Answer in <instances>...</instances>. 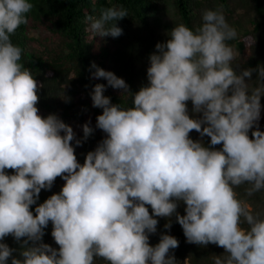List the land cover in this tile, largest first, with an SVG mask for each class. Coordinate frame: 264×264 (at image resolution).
<instances>
[{
    "label": "clouds",
    "instance_id": "1",
    "mask_svg": "<svg viewBox=\"0 0 264 264\" xmlns=\"http://www.w3.org/2000/svg\"><path fill=\"white\" fill-rule=\"evenodd\" d=\"M33 8L29 0H0V264H176L175 236L149 241L158 218L170 230L173 216L187 243L224 250L214 264H264V218L236 191L264 192V65L232 67L237 53L227 42L238 33L223 12L204 10L194 30L170 29L148 57L147 84L135 93L91 64L92 77L130 95L131 106L113 104L106 86L94 85L92 106L102 109L95 127L105 137L81 164L72 142L82 146L94 129L85 123L78 139L56 114H39L43 85L11 40ZM128 15L108 7L85 21L93 37L118 38L117 22ZM253 73L260 86L250 90ZM193 131L201 139L193 140ZM58 177L61 190L37 205ZM50 222L58 248L43 242ZM8 236L20 245L19 257L3 242Z\"/></svg>",
    "mask_w": 264,
    "mask_h": 264
},
{
    "label": "trees",
    "instance_id": "2",
    "mask_svg": "<svg viewBox=\"0 0 264 264\" xmlns=\"http://www.w3.org/2000/svg\"><path fill=\"white\" fill-rule=\"evenodd\" d=\"M33 10L27 14L28 23L21 25L12 43L23 49L22 63L32 70L39 84L40 97L37 107L39 114L46 117L56 114L64 123L71 126L78 139L83 140L82 127L89 123L93 133L84 140L82 146L75 147L78 161L83 164L86 154L93 151L105 134L95 127L96 117L102 109L94 108L90 92L97 83L104 84L105 96L111 98L113 104L121 107L131 106V97L121 95L122 90L113 89L103 78L95 79L91 68L94 62L98 67L113 72L123 78L135 93L147 84L148 57L156 51L155 45L168 39L167 32L174 26L184 24L195 29L202 24V13L206 9L220 10L230 26L238 33L237 38L227 43L239 53L243 51L242 39L250 38L247 54L241 60L232 62L237 72L246 68L264 65V0H29ZM108 7H124L129 15L117 22L123 34L118 38L94 36L90 31L85 17H99L100 10ZM248 87L260 86L253 73ZM65 97L69 98L67 101ZM264 106V95L261 96ZM189 113L192 104L188 102ZM264 112V109H262ZM260 129L264 131V116L261 118ZM251 136V132L249 133ZM193 140L201 139L199 133H190ZM208 146L210 138H202ZM220 147V146H216ZM9 174L12 170H7ZM65 181L57 178L51 190H42L37 205L43 203L54 193H58ZM241 186L236 189L238 198L243 200L250 211L264 218V192L249 197ZM37 205L32 206L33 213ZM149 211L151 208L149 206ZM177 211L183 215L184 205L180 204ZM157 233L150 235L151 245L159 242L160 235L166 233L175 236L179 247L173 250L176 264H214L216 255L224 250L215 245L200 247L186 242L181 226L175 216L171 218L170 230L164 228L168 222L158 218ZM52 225L45 229L43 242L58 248L51 236ZM9 247L16 248L14 253L19 257L20 245L8 236L3 241ZM10 264V261H9ZM96 264H105L97 260Z\"/></svg>",
    "mask_w": 264,
    "mask_h": 264
},
{
    "label": "rangeland",
    "instance_id": "3",
    "mask_svg": "<svg viewBox=\"0 0 264 264\" xmlns=\"http://www.w3.org/2000/svg\"><path fill=\"white\" fill-rule=\"evenodd\" d=\"M250 38L249 37H245L242 39L243 42V51L242 52H238L235 51L237 53L236 59L237 60H241L243 58V56H245L247 54V46L250 43ZM264 116V112L262 111V117ZM184 264H187V262H184Z\"/></svg>",
    "mask_w": 264,
    "mask_h": 264
}]
</instances>
